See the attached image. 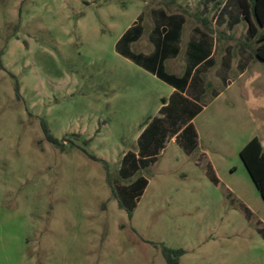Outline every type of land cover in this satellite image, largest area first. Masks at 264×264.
Wrapping results in <instances>:
<instances>
[{
    "label": "rangeland",
    "instance_id": "rangeland-1",
    "mask_svg": "<svg viewBox=\"0 0 264 264\" xmlns=\"http://www.w3.org/2000/svg\"><path fill=\"white\" fill-rule=\"evenodd\" d=\"M155 1L0 0V264H167L162 246L184 249L180 264H264V200L240 156L256 136L264 144L252 68L234 109L198 122L218 185L199 149L168 139L133 218L112 195L108 177L170 92L118 51ZM42 122L59 140L79 135L109 171L55 148Z\"/></svg>",
    "mask_w": 264,
    "mask_h": 264
},
{
    "label": "crops",
    "instance_id": "crops-1",
    "mask_svg": "<svg viewBox=\"0 0 264 264\" xmlns=\"http://www.w3.org/2000/svg\"><path fill=\"white\" fill-rule=\"evenodd\" d=\"M150 5L152 9L143 12L122 35L119 54L170 87L156 117L163 115L161 110L174 95L201 107L191 121L198 135L197 148L189 155L177 143V136L170 141L188 156L199 149V162L206 159L207 169L211 166L215 172L210 146L202 141L198 122L204 115H221L225 105L234 107L239 100L235 87L248 76L250 68L264 84V64L255 57L256 39L248 37L249 25L239 0H156ZM144 129L137 138V149L129 150L123 158L130 152L138 154ZM142 173L138 176L146 177Z\"/></svg>",
    "mask_w": 264,
    "mask_h": 264
},
{
    "label": "trees",
    "instance_id": "trees-1",
    "mask_svg": "<svg viewBox=\"0 0 264 264\" xmlns=\"http://www.w3.org/2000/svg\"><path fill=\"white\" fill-rule=\"evenodd\" d=\"M239 2L249 25L248 37L256 39L255 57L264 64V0H239ZM0 68L5 70L1 58ZM11 76L15 77L12 74ZM161 78L165 81H171L168 76ZM16 92L17 96L20 97V87L17 82ZM200 112L201 107L174 95L169 105L161 110L163 115L150 119L143 125L145 129L139 138V152L138 154L130 152L123 158L119 170V179L113 181L108 177V184L113 197L118 202L119 207L127 212L129 218H133L134 210L149 184L146 177L138 175L158 161L167 140L177 136V143L189 155L197 148L198 135L191 121ZM42 129L46 140L55 148L65 152L67 146L71 144L72 147L79 148L91 160L102 162L107 172L109 171L107 163L97 159L92 153L77 145L80 141L79 135H72L59 140L50 133L47 124L44 122H42ZM88 145L89 141L83 142V146L87 147ZM240 156L264 200V148L260 139L258 137L253 138L243 148ZM207 176L215 185L219 184V178L211 166L208 167ZM121 181L127 183L121 184ZM259 233L264 238V228L259 229ZM161 250L167 264H180L181 258L186 254L184 249H171L166 246H162Z\"/></svg>",
    "mask_w": 264,
    "mask_h": 264
}]
</instances>
